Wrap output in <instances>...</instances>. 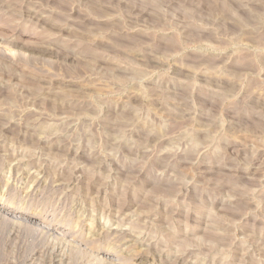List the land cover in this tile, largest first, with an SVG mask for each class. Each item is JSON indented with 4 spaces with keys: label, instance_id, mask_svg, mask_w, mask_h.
Returning a JSON list of instances; mask_svg holds the SVG:
<instances>
[{
    "label": "rangeland",
    "instance_id": "374dc122",
    "mask_svg": "<svg viewBox=\"0 0 264 264\" xmlns=\"http://www.w3.org/2000/svg\"><path fill=\"white\" fill-rule=\"evenodd\" d=\"M0 203V264H264V0H0Z\"/></svg>",
    "mask_w": 264,
    "mask_h": 264
},
{
    "label": "bare ground",
    "instance_id": "6f19581e",
    "mask_svg": "<svg viewBox=\"0 0 264 264\" xmlns=\"http://www.w3.org/2000/svg\"><path fill=\"white\" fill-rule=\"evenodd\" d=\"M2 199V198H1ZM0 216H3L4 218H12V219H14V218H16L15 220L16 221H18L19 219L20 220H22L23 222H25V221H27L28 219H29V216L30 215H25L22 211H20V210H18V209H16V208H12V207H8L7 205H4V204H2V203H0ZM18 219V220H17ZM19 223V222H18ZM30 223V222H29ZM39 226H41L42 228H39L38 227V224H37V226H35V227H38V228H34V230H39V229H45L46 231H48V232H56L57 230H59L60 229V231H62L61 230V228H56V227H52V225H49V224H40ZM90 230V229H89ZM71 233V232H70ZM82 235V233L80 234V236ZM62 236V235H61ZM62 237H70V234H69V232L68 233H63V236ZM72 238H74V239H76L77 240V238H79V240H78V245H80L81 246V244H83L84 245V243H82V241H84L85 243H86V241H87V239L86 238H83V240H82V237H72ZM67 239V238H66ZM89 241V240H88ZM88 243V242H87ZM117 243V242H116ZM126 247V246H125ZM130 247V246H129ZM86 249V248H85ZM127 250V249H126ZM117 251V250H116ZM115 252V251H114ZM129 253V252H128ZM115 255H116V259L117 260H119L120 262H122V264H127L128 263V259H129V257H127V256H123L122 255V253H121V255L120 254H118V253H115ZM130 255V254H129ZM103 259V258H102ZM107 259V258H106ZM109 260V259H108ZM107 260V261H108ZM115 264V263H114Z\"/></svg>",
    "mask_w": 264,
    "mask_h": 264
}]
</instances>
